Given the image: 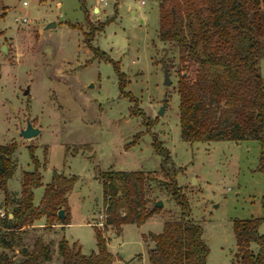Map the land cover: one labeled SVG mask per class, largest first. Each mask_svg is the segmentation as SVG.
I'll return each mask as SVG.
<instances>
[{
  "label": "rangeland",
  "instance_id": "1",
  "mask_svg": "<svg viewBox=\"0 0 264 264\" xmlns=\"http://www.w3.org/2000/svg\"><path fill=\"white\" fill-rule=\"evenodd\" d=\"M86 3L88 17L80 0H0V144L18 145L8 181L12 198L21 196L23 173L34 169L30 147L43 177L35 204L55 171L79 176L68 194L71 223L47 229L45 218L37 221L28 228L27 247L33 249L39 235L51 243L53 258L43 264H62L58 244L64 237L85 254L96 251V226L104 222L103 173L143 170L164 180L156 137L169 149L192 217L204 228L207 264H241L234 220L262 215L260 143L182 139L177 51L159 37L156 0ZM51 22L56 25L47 28ZM165 61L173 63L169 85ZM259 65L264 76V58ZM28 120L40 132L26 138L21 130ZM156 181L149 204L162 199L158 213L142 225L125 224L119 233L111 226L105 231L112 264H150L151 232L180 217L172 190ZM0 206L4 211L2 189ZM11 254L23 258L19 249Z\"/></svg>",
  "mask_w": 264,
  "mask_h": 264
},
{
  "label": "trees",
  "instance_id": "2",
  "mask_svg": "<svg viewBox=\"0 0 264 264\" xmlns=\"http://www.w3.org/2000/svg\"><path fill=\"white\" fill-rule=\"evenodd\" d=\"M80 1L88 17L86 0ZM156 1L159 37L177 51L182 139L257 140L261 147L258 168L264 176V76L259 65L264 58V0ZM172 65L164 62L168 71ZM114 67L120 72L117 62ZM153 144L162 155L165 179L157 180L143 170L103 173L105 218L103 227L96 226L97 250L85 254L81 246L64 237L58 244L62 264H112L114 255L105 231L109 226L119 232L125 224L142 225L158 213L156 199L149 204L151 183L156 180L172 190L182 209L179 218L164 221L161 232H151L150 264H207L210 246L177 183L171 153L156 137ZM17 148L16 143L0 144V189L5 193V210L0 206V264H43L53 258L51 243L39 235L29 249L25 243L28 228L43 218L47 229L71 223L68 194L79 176L55 171L40 203L35 204L34 190L43 185V177L40 161L30 147L34 169L23 173L21 196L14 200L8 181L15 173ZM261 202L262 215L234 220L241 264H264V233L260 231L264 194ZM10 206L12 210L7 211ZM62 208L64 219L58 214ZM253 244L258 245L257 250ZM16 249L23 255L20 260L11 254Z\"/></svg>",
  "mask_w": 264,
  "mask_h": 264
},
{
  "label": "water",
  "instance_id": "3",
  "mask_svg": "<svg viewBox=\"0 0 264 264\" xmlns=\"http://www.w3.org/2000/svg\"><path fill=\"white\" fill-rule=\"evenodd\" d=\"M55 25H56V22H51L46 27L49 28V27H53ZM171 82L172 81H171V78L169 75V71H168V69H165L164 83L169 85V84H171ZM29 92H30V88L27 87V89H25L24 93L28 94ZM163 111H164V107L161 108L160 114H162ZM39 132H40V128L35 127L30 120H28L27 126L21 130L22 135L26 138L34 137V136L38 135ZM163 205H164V201L162 199H159L155 202L154 207L163 206ZM58 214L62 219H64L65 215H66L65 209L64 208L60 209Z\"/></svg>",
  "mask_w": 264,
  "mask_h": 264
},
{
  "label": "built area",
  "instance_id": "4",
  "mask_svg": "<svg viewBox=\"0 0 264 264\" xmlns=\"http://www.w3.org/2000/svg\"><path fill=\"white\" fill-rule=\"evenodd\" d=\"M97 1H98V3L100 5H107L109 3V0H97ZM142 2L144 3V1H142ZM25 4H26V2H25ZM101 218H105V215L104 214H101ZM100 224H103L104 225V222L103 223H100Z\"/></svg>",
  "mask_w": 264,
  "mask_h": 264
},
{
  "label": "crops",
  "instance_id": "5",
  "mask_svg": "<svg viewBox=\"0 0 264 264\" xmlns=\"http://www.w3.org/2000/svg\"><path fill=\"white\" fill-rule=\"evenodd\" d=\"M95 9L98 10L99 8H98V7H95ZM123 226H124V225H123ZM123 226L121 227L120 231L123 229ZM120 231H119V232H120ZM119 232H118V233H119ZM151 243H152V242H151Z\"/></svg>",
  "mask_w": 264,
  "mask_h": 264
}]
</instances>
